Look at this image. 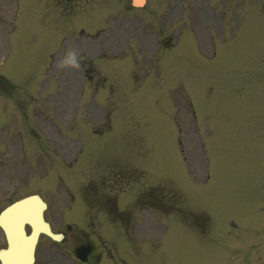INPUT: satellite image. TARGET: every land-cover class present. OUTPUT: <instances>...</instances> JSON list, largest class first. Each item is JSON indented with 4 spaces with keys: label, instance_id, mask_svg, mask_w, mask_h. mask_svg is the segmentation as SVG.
Wrapping results in <instances>:
<instances>
[{
    "label": "rangeland",
    "instance_id": "1",
    "mask_svg": "<svg viewBox=\"0 0 264 264\" xmlns=\"http://www.w3.org/2000/svg\"><path fill=\"white\" fill-rule=\"evenodd\" d=\"M0 73V209L90 224L91 264H264V0H0Z\"/></svg>",
    "mask_w": 264,
    "mask_h": 264
},
{
    "label": "water",
    "instance_id": "2",
    "mask_svg": "<svg viewBox=\"0 0 264 264\" xmlns=\"http://www.w3.org/2000/svg\"><path fill=\"white\" fill-rule=\"evenodd\" d=\"M133 5H141L144 0H131ZM45 204L37 195L20 199L4 209L0 214L7 240V247L0 249L1 264H32L34 246L40 232L57 239L43 219ZM32 226L29 235L24 232V223Z\"/></svg>",
    "mask_w": 264,
    "mask_h": 264
},
{
    "label": "flooded vegetation",
    "instance_id": "3",
    "mask_svg": "<svg viewBox=\"0 0 264 264\" xmlns=\"http://www.w3.org/2000/svg\"><path fill=\"white\" fill-rule=\"evenodd\" d=\"M155 198H156V202H158L157 201V198H158L157 195L155 196ZM65 227H66V231L58 229L59 231H62L63 239H64L63 242H68L71 244L73 243V245H74L73 250L86 244V240L84 241V239L86 238L87 234L82 228H80V227L71 228L69 225H66ZM58 230H56V231H58ZM69 234L71 236H69ZM94 252L95 251L93 250V247L91 246V252H90L89 257L90 256L92 257V255L95 256Z\"/></svg>",
    "mask_w": 264,
    "mask_h": 264
}]
</instances>
